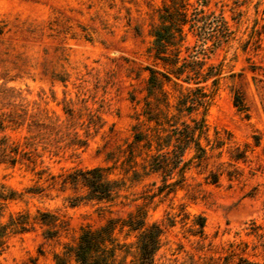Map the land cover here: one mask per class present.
I'll return each mask as SVG.
<instances>
[{
  "label": "rangeland",
  "instance_id": "1",
  "mask_svg": "<svg viewBox=\"0 0 264 264\" xmlns=\"http://www.w3.org/2000/svg\"><path fill=\"white\" fill-rule=\"evenodd\" d=\"M182 1L0 0V264H55L54 254L76 242L81 226L142 211L147 222L163 226L154 264H264V114L246 60L264 63V32L256 53L242 49L253 28L263 30L264 0L207 3L222 10L235 33L229 47L206 57L223 61L205 113L208 137L215 131L229 137L220 156L211 150L201 164L192 163L183 185L169 193L150 196L160 180L149 174L127 179L120 190L126 197L106 209L65 199L84 189L62 183L60 173L112 165L110 176H122L145 66L161 69L147 52L151 29L164 3ZM234 88L248 117L233 105ZM244 143V159L231 158ZM12 145L29 151L34 162L18 153L9 160L4 152ZM210 171L218 173L216 183L208 180ZM198 215L205 218L202 235L193 233ZM115 235L134 240L126 228Z\"/></svg>",
  "mask_w": 264,
  "mask_h": 264
},
{
  "label": "trees",
  "instance_id": "2",
  "mask_svg": "<svg viewBox=\"0 0 264 264\" xmlns=\"http://www.w3.org/2000/svg\"><path fill=\"white\" fill-rule=\"evenodd\" d=\"M207 3L208 0H196V4L183 0L175 6L172 3L162 5L158 23L151 29V43L147 47L148 55L161 69L145 66L148 71L145 93L140 110L132 116V139L124 149L127 156L122 176H110L112 165L74 168L60 173L62 183H69L73 188L80 185L84 189L82 194L66 196L69 205L90 202L98 204L100 210L106 209L116 203L117 197H126L120 190L124 189L127 179L140 180L149 174H156L160 180L150 196L169 193L183 185L185 172L192 163L201 164L211 150H216L215 155L220 156L221 147L229 137L222 138L215 131L210 139L205 113L223 76V61L208 62L206 57L207 52L229 47L235 33L222 10L211 9ZM261 27L263 30L253 28L243 43V50L249 48L256 53L261 49L264 22ZM246 60L254 88L260 93V106L264 114V63L249 60V57ZM232 75L234 72L230 73ZM173 91H176L175 95ZM171 97L174 99L171 100ZM130 99L134 98L130 96ZM232 102L237 111L248 117V107L237 88L232 90ZM62 109L71 114L69 107L63 106ZM257 143L255 138L254 144ZM247 147V143L242 148L235 146L230 157L234 160L244 159ZM5 149L6 146L2 147L3 151ZM17 153L21 158L34 162L29 151L19 150L16 145L4 152L12 162L17 160ZM137 157L140 160H136ZM207 178L216 183L218 173L210 171ZM195 223L197 227L193 233L202 235L204 216L198 215ZM123 228L134 232V240H118L115 229L121 231ZM162 233V224L147 222L143 211L129 214L126 218L109 217L96 227L88 224L81 226L76 242L66 244L62 254H54L55 264H67V257H72L76 264H154ZM129 255L132 258L128 260Z\"/></svg>",
  "mask_w": 264,
  "mask_h": 264
}]
</instances>
